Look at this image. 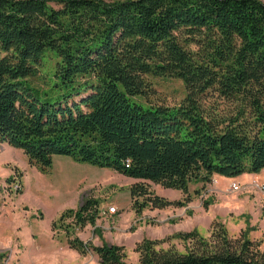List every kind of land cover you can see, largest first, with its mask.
<instances>
[{
	"label": "trees",
	"instance_id": "1",
	"mask_svg": "<svg viewBox=\"0 0 264 264\" xmlns=\"http://www.w3.org/2000/svg\"><path fill=\"white\" fill-rule=\"evenodd\" d=\"M147 76L180 79L184 99L144 106L134 97L150 92ZM62 83L68 91L50 99ZM212 92L235 102V112L221 119L206 111L202 99ZM0 142L42 171L60 154L138 180L129 187L137 211L179 203L148 182L187 194L189 183L214 174L259 172L264 1L0 0ZM96 208L88 198L59 219L84 226ZM214 236L209 248L186 253L156 249L158 240L136 251L140 264H264L259 243L222 228ZM67 242L94 251L99 264H127L123 246Z\"/></svg>",
	"mask_w": 264,
	"mask_h": 264
},
{
	"label": "rangeland",
	"instance_id": "2",
	"mask_svg": "<svg viewBox=\"0 0 264 264\" xmlns=\"http://www.w3.org/2000/svg\"><path fill=\"white\" fill-rule=\"evenodd\" d=\"M52 62L46 58L35 84H42ZM147 82L150 92L134 97L144 106H177L184 99L185 87L178 78L147 76ZM69 88L62 83L47 96L57 99ZM202 103L221 119L235 112V102L213 92ZM137 181L60 154L42 171L28 163L21 149L0 142V264H99L94 251L69 247V238L93 246H123L125 262L140 264L136 245L143 240H158L156 249L186 253L201 245L209 248L221 228L231 239L246 237L264 249V194L253 185L264 184V169L235 178L214 174L210 180L189 183L187 194L148 182L150 190L179 203L140 211L129 192ZM233 181L238 189L231 186ZM88 198L97 201L93 220L79 227L71 218L59 219L63 211L77 210ZM191 233H196L194 238Z\"/></svg>",
	"mask_w": 264,
	"mask_h": 264
},
{
	"label": "built area",
	"instance_id": "3",
	"mask_svg": "<svg viewBox=\"0 0 264 264\" xmlns=\"http://www.w3.org/2000/svg\"><path fill=\"white\" fill-rule=\"evenodd\" d=\"M253 185L254 186H256V187H258L259 188V190L264 194V184H258L256 181H254L253 182ZM231 186L234 188V189H238V185H237V183L235 182V181H233L232 182V184H231ZM110 210H115V208L114 207H110Z\"/></svg>",
	"mask_w": 264,
	"mask_h": 264
},
{
	"label": "crops",
	"instance_id": "4",
	"mask_svg": "<svg viewBox=\"0 0 264 264\" xmlns=\"http://www.w3.org/2000/svg\"><path fill=\"white\" fill-rule=\"evenodd\" d=\"M264 169V168H263ZM263 169H261L260 171H262Z\"/></svg>",
	"mask_w": 264,
	"mask_h": 264
}]
</instances>
